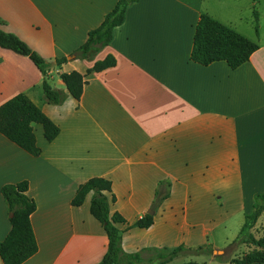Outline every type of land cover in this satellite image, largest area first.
<instances>
[{"label": "crops", "instance_id": "obj_1", "mask_svg": "<svg viewBox=\"0 0 264 264\" xmlns=\"http://www.w3.org/2000/svg\"><path fill=\"white\" fill-rule=\"evenodd\" d=\"M117 1L0 0V28L49 61L67 56L66 64L49 73L58 86L53 89L66 92L61 74L86 75L93 66L70 54ZM196 1L129 5L109 46L95 57L111 55L115 66L85 76L79 101L69 97L62 106L45 104L42 88L35 96L42 77L27 57L0 48V106L24 94L60 129L47 143L41 126H33L38 157L0 135V189L26 181V195L36 205L30 222L38 250L23 264L100 263L107 239L90 215L91 194L81 207L71 205L79 186L92 178L111 182L110 213L126 221L117 225L122 231L152 213L159 184H169L168 198L152 214L153 225L124 232L121 246L128 254L161 249L172 238L177 244L185 237L188 247L195 246L194 234L184 236L183 226L172 229L165 216H183L188 230L198 225H189L188 216L207 220L210 226L201 235L206 236L220 226L237 229L252 213L255 197L264 194V41L258 33L252 39L236 31L259 49L235 70L225 62L205 67L192 62L201 14L232 26L224 23L219 0ZM10 230L0 193V242ZM213 252L195 258L217 264Z\"/></svg>", "mask_w": 264, "mask_h": 264}, {"label": "trees", "instance_id": "obj_2", "mask_svg": "<svg viewBox=\"0 0 264 264\" xmlns=\"http://www.w3.org/2000/svg\"><path fill=\"white\" fill-rule=\"evenodd\" d=\"M138 0H118L115 7L103 22L87 34L84 44L69 57L93 63L86 75L78 72L64 73L60 79L66 92L53 89L49 85L50 71L68 62L67 57L53 61L45 60L28 45L13 34L0 28V48L17 55L27 57L42 77L43 101L50 106H62L67 98L79 101L84 78L92 73H99L115 66V59L108 55L103 60L95 61V57L112 40L113 30L124 22L127 7ZM257 32V26H255ZM259 46L244 38L231 28L224 26L205 14L200 15L196 26L190 59L201 66L215 62H225L232 70L247 63ZM34 125L42 128L43 138L47 143L53 142L60 133L59 127L53 123L27 96L18 94L0 106V135L16 145L32 157H38L41 150L36 145ZM28 183L7 184L1 187L0 193L7 206L11 230L0 242V260L2 264H23L37 253L38 247L31 226L30 217L36 210L34 201L26 195ZM111 182L101 178H92L77 189L71 205L81 207L86 197L91 194L89 212L100 223L107 239V249L99 264H168L179 255L199 256L212 255L213 250L202 248L188 249L179 246L173 250L143 248L134 253H125L122 249V236L131 229H149L153 225V215L145 214L124 231L117 225H125L126 221L118 213H110V206L115 202L111 195ZM169 196V184L161 182L155 193L150 211L153 212L163 200ZM264 212V194L255 197L252 213L244 218V223L232 243L225 249V259L216 257L228 264H264V236L256 239L251 233L258 219ZM249 250L239 258H232L233 252L240 247ZM222 259V260H220ZM192 264V263H190Z\"/></svg>", "mask_w": 264, "mask_h": 264}, {"label": "rangeland", "instance_id": "obj_3", "mask_svg": "<svg viewBox=\"0 0 264 264\" xmlns=\"http://www.w3.org/2000/svg\"><path fill=\"white\" fill-rule=\"evenodd\" d=\"M186 2L196 5V0H185ZM220 5L222 6V11L220 12L225 20L224 23H231V28L236 29L240 34L250 37L252 39H256L257 35H260V43L264 41V0H219ZM255 2V4L253 3ZM255 26H257V32L255 31ZM258 33V34H257ZM40 55V54H39ZM41 56V55H40ZM42 58L46 59L44 56H41ZM67 57V56H66ZM49 85L52 88H57L58 86L52 82L49 81ZM42 84L34 86L33 92L35 93V96L37 97V94L40 93L41 95V87ZM62 88V87H60ZM38 101L37 98H35V101ZM43 101V100H42ZM41 104V103H40ZM42 105V104H41ZM35 126V125H34ZM39 126V125H38ZM38 126H35V128H39ZM91 199V197H90ZM182 218V220H181ZM165 219L167 220V225H169V220L171 221V228L174 229L175 226H177V232H179V227L183 226V235L186 234H194V237L191 238L196 243L193 247H188L187 244L189 243V239H185V237H182L181 239L177 241V244L175 243L176 239L172 238L171 240H167L166 244L163 245L161 250H173L179 246H183L188 249H197L202 248L203 250H210L212 247H216L217 250L222 251V253H216L213 257H222V259H225L227 256L224 254V251L236 238L238 235L241 225L244 223V219L241 220L240 226H238L237 229H235L233 224H229L224 228L223 226L217 227L216 229L207 231L206 230V236H201L204 229H207L210 226V223L207 220H200L196 217L188 216L187 221L189 225H192L193 221H195V224H198L194 229H186L184 225H182L183 216L176 215V216H165ZM177 224V225H176ZM203 224V225H202ZM212 226V225H211ZM251 233L253 236L258 239L264 236V212L262 213L261 217L258 219L256 225L252 229ZM214 246H210V245ZM243 246L239 249L235 250L233 254L231 255L232 258H239L242 256L243 253L246 252L243 250ZM159 249V248H158ZM243 252L240 256V253ZM211 256L206 254H201L199 256H193L191 254L188 255H179L175 259L171 261L170 264H199L200 260H196L195 257H200V259ZM220 259V260H222ZM169 264V263H168ZM217 264H228V263H222L218 261Z\"/></svg>", "mask_w": 264, "mask_h": 264}, {"label": "water", "instance_id": "obj_4", "mask_svg": "<svg viewBox=\"0 0 264 264\" xmlns=\"http://www.w3.org/2000/svg\"><path fill=\"white\" fill-rule=\"evenodd\" d=\"M148 214H149V215H152L151 212H148ZM216 253H222V251H220V250H219V251H214V252H213V255H215Z\"/></svg>", "mask_w": 264, "mask_h": 264}]
</instances>
